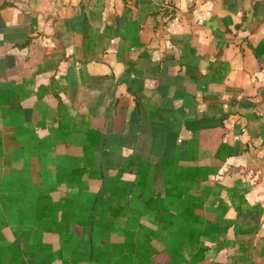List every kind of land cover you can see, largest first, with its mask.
<instances>
[{
  "label": "crops",
  "instance_id": "obj_1",
  "mask_svg": "<svg viewBox=\"0 0 264 264\" xmlns=\"http://www.w3.org/2000/svg\"><path fill=\"white\" fill-rule=\"evenodd\" d=\"M0 264H264V0H0Z\"/></svg>",
  "mask_w": 264,
  "mask_h": 264
}]
</instances>
